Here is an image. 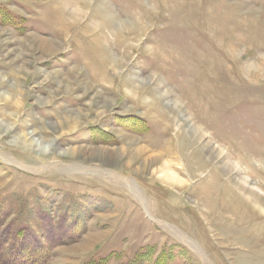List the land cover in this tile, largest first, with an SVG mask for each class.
Masks as SVG:
<instances>
[{
    "label": "rangeland",
    "instance_id": "374dc122",
    "mask_svg": "<svg viewBox=\"0 0 264 264\" xmlns=\"http://www.w3.org/2000/svg\"><path fill=\"white\" fill-rule=\"evenodd\" d=\"M0 123L22 260L264 264V0H0Z\"/></svg>",
    "mask_w": 264,
    "mask_h": 264
},
{
    "label": "trees",
    "instance_id": "16d2710c",
    "mask_svg": "<svg viewBox=\"0 0 264 264\" xmlns=\"http://www.w3.org/2000/svg\"><path fill=\"white\" fill-rule=\"evenodd\" d=\"M8 212L6 213L8 214ZM5 221L6 218H0V264H32L31 262L29 263V260H22L21 258V254H23L22 247H24V235H27L28 232L27 228L17 225L16 221H11L5 225ZM30 237L37 242L34 234H30ZM9 241H11L10 244L8 243ZM11 253L14 254L10 255ZM37 254L38 252L35 255ZM167 261L168 259L165 258L162 252L157 254L152 247H145L143 253L135 254L130 262L119 264H166ZM118 262L119 256L115 257L109 254L97 260L91 259L83 264H116Z\"/></svg>",
    "mask_w": 264,
    "mask_h": 264
},
{
    "label": "bare ground",
    "instance_id": "6f19581e",
    "mask_svg": "<svg viewBox=\"0 0 264 264\" xmlns=\"http://www.w3.org/2000/svg\"><path fill=\"white\" fill-rule=\"evenodd\" d=\"M55 44V43H54ZM73 70H77L76 68H73ZM21 72L20 74H23L25 73L23 69H20L18 68L17 72ZM19 74V73H18ZM68 87V86H66ZM66 89V88H65ZM113 98V97H112ZM104 99V98H103ZM104 101L107 103L108 101L110 100H107V99H104ZM106 105V104H105ZM72 116H75V115H72ZM72 116H68V118H65V119H61L59 122H58V126L57 128L58 129H61V130H64V126L69 129V128H73L76 124L79 123L78 119L72 117ZM0 128H2L5 132L9 131L10 129H12V126L11 125H4L3 123H0ZM1 129V130H2ZM195 130V129H194ZM193 130V131H194ZM197 133V132H196ZM195 134V133H192V135ZM194 136V135H193ZM34 137V132H31L30 134L26 133V134H19V136H16L13 140H12V144L13 145H18V146H27L29 148H34V149H37L38 151H43L44 153L47 151V147L51 145V142H47V141H44L42 138H38V139H32ZM199 138V137H198ZM47 145V146H45ZM50 150V149H49ZM73 150V149H72ZM69 149V151H65L64 153L62 154H68V155H72L74 153H76V151H72ZM144 152V149H140L138 150V154L141 155L140 153ZM136 152V153H137ZM143 154V153H142ZM136 156V155H135ZM158 156V157H157ZM156 159H159V161L161 160L162 158V155H157ZM155 157V156H154ZM152 158V157H151ZM135 159H137V157H131L129 161H134ZM139 160V159H138ZM146 161V160H145ZM157 161V162H159ZM152 162H155V160H153ZM161 162V161H160ZM131 163V162H130ZM144 163V162H143ZM154 164V163H153ZM144 166V165H143ZM141 168V167H140ZM143 168V167H142ZM159 168V167H158ZM230 169V168H229ZM154 172V171H153ZM162 175H160L164 180H167V181H170L171 183H175V184H179L180 183V180H178L174 175L173 173L167 171V168L165 169H160V171ZM229 172V171H228ZM231 172V171H230ZM159 176V175H158ZM245 183V182H244ZM181 184V183H180ZM242 184V181L241 183ZM246 188V187H245ZM249 192H252L249 190H247ZM251 195L253 197H255L254 194L251 193ZM246 199V198H245ZM253 199V198H252ZM259 199H253V205H254V209L257 210L255 211L258 215H259V211L261 212H264V208L261 207V205H263V203H258ZM263 200V199H261ZM259 202H263V201H259ZM250 203V202H249ZM256 203V204H254Z\"/></svg>",
    "mask_w": 264,
    "mask_h": 264
}]
</instances>
